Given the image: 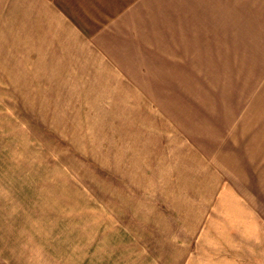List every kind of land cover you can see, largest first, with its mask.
<instances>
[{"label":"rangeland","instance_id":"obj_1","mask_svg":"<svg viewBox=\"0 0 264 264\" xmlns=\"http://www.w3.org/2000/svg\"><path fill=\"white\" fill-rule=\"evenodd\" d=\"M232 3V28L198 6L196 76H147L74 13L0 0V264H264V189L230 187L264 152L222 149L264 128V0Z\"/></svg>","mask_w":264,"mask_h":264},{"label":"crops","instance_id":"obj_2","mask_svg":"<svg viewBox=\"0 0 264 264\" xmlns=\"http://www.w3.org/2000/svg\"><path fill=\"white\" fill-rule=\"evenodd\" d=\"M204 3L206 0H39L40 5L47 7L42 11L74 13L72 28L87 36L88 45L100 52L104 60L114 62L115 74H137L121 71L132 63L138 69L143 68L144 75L147 76H196V11L201 10L198 6ZM232 4V0H224L225 28L233 26L229 17ZM139 60H143V64ZM116 61H120L121 65ZM185 69L192 71L186 74ZM244 122L247 120L239 117L233 123L241 125ZM243 125L233 128L242 131ZM229 126L226 125V128ZM258 126L259 128L256 125L251 131L257 132L259 129L260 132L262 127ZM241 135L238 139H233L235 147L227 143L222 148L223 151H233V159L238 157V151L243 156L241 142L244 140L247 144L251 143V151L257 153V157L260 152H264V128L262 134L258 133L261 136L240 138ZM240 162L247 165L245 160L240 159ZM241 173L243 178L233 182L235 185L230 186L231 188L256 191L264 189L263 184H260L264 180L263 172L249 168L247 172ZM250 196L253 198L251 194ZM247 205L252 212L249 231L255 233L257 242L263 241L264 217L259 215V200L255 203L247 202Z\"/></svg>","mask_w":264,"mask_h":264}]
</instances>
